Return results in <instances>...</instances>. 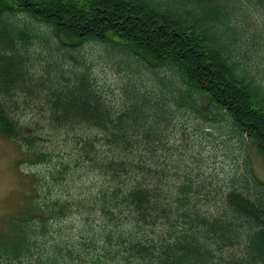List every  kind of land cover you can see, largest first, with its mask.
I'll use <instances>...</instances> for the list:
<instances>
[{
    "label": "trees",
    "instance_id": "16d2710c",
    "mask_svg": "<svg viewBox=\"0 0 264 264\" xmlns=\"http://www.w3.org/2000/svg\"><path fill=\"white\" fill-rule=\"evenodd\" d=\"M248 34L264 40V0H0V138L44 160L14 114L37 91L49 127L77 141L75 162L105 178L77 203L49 201L33 182L18 217L2 221L0 264H264V182L247 157L226 185L182 170L190 150L174 125L229 122L264 159V51ZM92 43L149 69L150 87L129 88L120 113L84 68ZM75 209L98 225L70 238L52 229Z\"/></svg>",
    "mask_w": 264,
    "mask_h": 264
},
{
    "label": "rangeland",
    "instance_id": "374dc122",
    "mask_svg": "<svg viewBox=\"0 0 264 264\" xmlns=\"http://www.w3.org/2000/svg\"><path fill=\"white\" fill-rule=\"evenodd\" d=\"M251 13L253 14L252 11ZM252 17L256 22L257 15ZM38 28L42 31L46 29ZM246 39L251 45L258 43L262 52L264 51V40H253L249 34ZM242 43L245 44L244 39ZM45 48L46 45L42 43L33 51L36 55L33 65L38 71H44V64L43 69H40L36 62L41 59L40 52L46 53ZM83 55L84 68L90 73L92 86L113 113H120L121 110L126 109L125 95H128L129 88L137 86L148 89L151 85L149 69L125 53L113 52L101 44L92 43L84 47ZM262 55L263 53L254 56L257 59ZM69 70L65 67V71ZM41 73L44 74L43 79L46 82L42 87L47 90L49 78L45 72ZM18 105L19 110L14 113L15 116L23 126L27 127L25 129L27 136L30 139L36 138L33 147L46 156L42 162L38 160L34 163L35 158L31 157L30 153H21L16 143L0 138V227L3 220L18 217L25 197L33 193V182L37 180V186H44L43 193L47 200L60 199L72 203L94 195L105 182L103 175L95 171L93 165L75 162L79 154L77 141L73 140L71 133L54 131L49 127V104L38 97L37 91L20 97ZM197 121L196 117L185 116L174 122L177 144L180 148L187 146L190 150L188 154L191 158L188 166H184L183 162L181 165L178 164L182 170L189 171L193 176L199 173L207 180L226 185L228 179L237 171L239 173L245 171L244 157H247L248 166L264 182L263 157L255 148L248 149L246 141L243 143L229 122L222 120L214 124L202 125ZM180 125H185L188 130L186 128L185 132H180ZM101 151L104 155L107 154L104 152L105 148ZM26 158L29 160L23 162ZM176 158L183 157L177 153ZM73 212L58 224L50 221L52 229L61 228L63 234L70 238L79 234V231H88L90 225L96 227L99 223L98 216H91V220L86 222L85 219L88 217L83 210L75 209Z\"/></svg>",
    "mask_w": 264,
    "mask_h": 264
}]
</instances>
